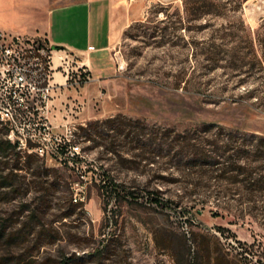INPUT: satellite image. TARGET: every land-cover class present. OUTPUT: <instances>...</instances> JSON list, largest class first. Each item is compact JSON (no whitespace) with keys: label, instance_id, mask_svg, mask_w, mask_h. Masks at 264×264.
<instances>
[{"label":"rangeland","instance_id":"1","mask_svg":"<svg viewBox=\"0 0 264 264\" xmlns=\"http://www.w3.org/2000/svg\"><path fill=\"white\" fill-rule=\"evenodd\" d=\"M124 6L105 86L58 49L61 92L0 120V264H215L217 245L264 264V190L232 170L264 135V70L230 65L264 0ZM46 7L0 0V16L23 30Z\"/></svg>","mask_w":264,"mask_h":264},{"label":"crops","instance_id":"2","mask_svg":"<svg viewBox=\"0 0 264 264\" xmlns=\"http://www.w3.org/2000/svg\"><path fill=\"white\" fill-rule=\"evenodd\" d=\"M125 1L127 0H31L39 7L47 6L44 17L29 14L25 28L17 30L13 20L7 23L0 16V30L41 35L54 48L59 46L60 50L81 56L83 63L92 71L88 87L102 88L109 81L108 75L102 74V69L107 66L112 49L125 26ZM66 84V80L58 82L54 90L56 94Z\"/></svg>","mask_w":264,"mask_h":264},{"label":"built area","instance_id":"3","mask_svg":"<svg viewBox=\"0 0 264 264\" xmlns=\"http://www.w3.org/2000/svg\"><path fill=\"white\" fill-rule=\"evenodd\" d=\"M56 50L44 36L0 30V83L7 85V93L0 100V120L15 119L20 109L40 110L48 104L57 85L50 83ZM75 83L82 81L75 79Z\"/></svg>","mask_w":264,"mask_h":264},{"label":"trees","instance_id":"4","mask_svg":"<svg viewBox=\"0 0 264 264\" xmlns=\"http://www.w3.org/2000/svg\"><path fill=\"white\" fill-rule=\"evenodd\" d=\"M231 56L230 65L233 67L246 66L251 69V67L260 66L264 70V23L260 26V29L256 32L255 36L252 33H249L246 36L245 45L236 44L235 50ZM81 81L82 83L84 82V80ZM257 138L258 141L253 144L252 149L248 150L247 157L249 158L234 162L232 170L249 172L248 179L251 183L248 187L264 190V169L261 170V173H258L259 175H256V170L254 169L256 167L253 164V161H264V135H259ZM253 155L254 157H252ZM115 185L118 184L115 183ZM115 185L113 184L111 186L112 194L114 191L115 193L117 192ZM220 229L223 228L220 227ZM240 243L242 242L240 241ZM211 254L212 252L209 249V255L211 256ZM213 259L215 260V264H240L236 257H231L230 253L225 252L219 245L216 246V254L213 256Z\"/></svg>","mask_w":264,"mask_h":264},{"label":"water","instance_id":"5","mask_svg":"<svg viewBox=\"0 0 264 264\" xmlns=\"http://www.w3.org/2000/svg\"><path fill=\"white\" fill-rule=\"evenodd\" d=\"M56 49H59L60 47L59 46H55Z\"/></svg>","mask_w":264,"mask_h":264},{"label":"bare ground","instance_id":"6","mask_svg":"<svg viewBox=\"0 0 264 264\" xmlns=\"http://www.w3.org/2000/svg\"><path fill=\"white\" fill-rule=\"evenodd\" d=\"M62 81V80H61ZM64 83V82H63Z\"/></svg>","mask_w":264,"mask_h":264}]
</instances>
